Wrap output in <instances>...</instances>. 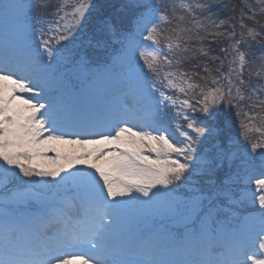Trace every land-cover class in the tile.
<instances>
[{
	"label": "snow or ice",
	"instance_id": "1",
	"mask_svg": "<svg viewBox=\"0 0 264 264\" xmlns=\"http://www.w3.org/2000/svg\"><path fill=\"white\" fill-rule=\"evenodd\" d=\"M235 7L123 0L128 27L104 22L119 48L103 69H119V87L78 107L69 78L94 84L100 70L76 51L95 0H0V264H264V52L249 67L240 48L264 37L244 23L264 0H242L240 38ZM206 38L224 55L190 50ZM197 52L219 61L215 75L184 69ZM69 181L71 197L45 195Z\"/></svg>",
	"mask_w": 264,
	"mask_h": 264
},
{
	"label": "rangeland",
	"instance_id": "2",
	"mask_svg": "<svg viewBox=\"0 0 264 264\" xmlns=\"http://www.w3.org/2000/svg\"><path fill=\"white\" fill-rule=\"evenodd\" d=\"M56 1H58V0H56ZM53 3H54V0H52V4ZM241 32L242 31H240L238 33V36L236 38H240ZM245 35H246V32H245ZM260 38L263 39V37H260ZM249 43H251V40H249ZM242 44L240 46H242ZM246 50L247 49L246 48H243V46H242V51L245 52ZM224 70L225 71L227 70V65H225V69ZM108 81H111V82L110 83H107V82L104 83L103 80L99 81V86H98L99 89L103 88L104 85H105V88H110L111 86H115L116 81L113 80V78L109 77L108 78ZM117 87H119V86L117 85L115 88H117ZM115 88H113V89H115ZM169 134L170 135H173V137L174 136L177 137V135H178V133H175L174 128L172 130H170V133ZM205 144H206V142L203 145H205ZM84 170L88 171L89 169H84ZM255 175H258V172L255 173ZM249 187L251 188V185ZM44 192H45V195H47L48 197H53V198H55L57 196H68V197H71L74 194V192H75V188L72 185L71 181H69V182H67V184L62 185L60 188H52V187H49L48 189H45Z\"/></svg>",
	"mask_w": 264,
	"mask_h": 264
},
{
	"label": "trees",
	"instance_id": "3",
	"mask_svg": "<svg viewBox=\"0 0 264 264\" xmlns=\"http://www.w3.org/2000/svg\"><path fill=\"white\" fill-rule=\"evenodd\" d=\"M96 8L92 11L95 13H101V17H105L112 12V10L115 9L116 5L121 3V0H95ZM260 26H263L264 30V24H261ZM169 28V27H168ZM187 70V69H185ZM187 71H191L190 69Z\"/></svg>",
	"mask_w": 264,
	"mask_h": 264
}]
</instances>
